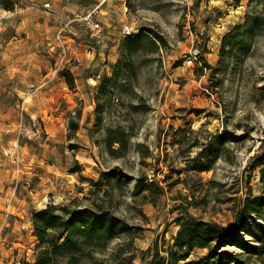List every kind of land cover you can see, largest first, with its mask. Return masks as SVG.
Returning <instances> with one entry per match:
<instances>
[{"label":"rangeland","instance_id":"374dc122","mask_svg":"<svg viewBox=\"0 0 264 264\" xmlns=\"http://www.w3.org/2000/svg\"><path fill=\"white\" fill-rule=\"evenodd\" d=\"M98 5L0 0V177L20 199L0 207V264H35L34 213L49 205L118 226L54 264L78 248L80 264H149L180 217L233 227L248 196L264 199V0H108L93 15L107 30L92 36L84 16ZM109 127L125 132L123 156L108 150Z\"/></svg>","mask_w":264,"mask_h":264},{"label":"trees","instance_id":"16d2710c","mask_svg":"<svg viewBox=\"0 0 264 264\" xmlns=\"http://www.w3.org/2000/svg\"><path fill=\"white\" fill-rule=\"evenodd\" d=\"M6 10H13L14 5L5 3ZM147 36H138L141 43ZM151 41L155 44L154 40ZM127 66L133 69V63ZM208 67H211L207 64ZM67 83L73 86L74 76L65 70ZM112 76H105L98 90L100 97H105L113 83ZM99 123L102 119L98 117ZM119 130L107 129L106 143L108 150L115 157L123 156L128 149V139L125 132L118 135ZM115 143H120L121 154H116ZM259 165L264 164V154L257 158ZM204 170L203 168H200ZM264 181V168H262ZM140 188L141 184L138 182ZM264 199L261 196H248L235 214L234 226L223 225L215 221L200 220L193 216H182L178 219L179 230L174 242L167 248H157L149 264H250L251 257L264 264ZM35 236L38 238V247L35 264H54L59 252L66 247H79L83 243L105 245L117 233V223L108 212L89 207L72 209L70 206L49 205L45 209L34 213ZM247 231L253 239L242 235ZM230 245H241L248 255L235 253L226 249ZM207 249L208 253L197 260L186 261V256L195 249ZM81 250L71 254L66 264H80ZM123 264V263H118Z\"/></svg>","mask_w":264,"mask_h":264},{"label":"built area","instance_id":"2783aa9c","mask_svg":"<svg viewBox=\"0 0 264 264\" xmlns=\"http://www.w3.org/2000/svg\"><path fill=\"white\" fill-rule=\"evenodd\" d=\"M106 1L108 0H99V5L96 6L95 9L90 10L87 15L84 16V20H86L87 24L91 29L92 36H100L104 34L107 30V26L102 20L95 19L93 17L94 13H96L99 10L100 6H102ZM58 40L60 43H62L65 48V44L63 42V35H61V33L58 35Z\"/></svg>","mask_w":264,"mask_h":264},{"label":"crops","instance_id":"0c3cea01","mask_svg":"<svg viewBox=\"0 0 264 264\" xmlns=\"http://www.w3.org/2000/svg\"><path fill=\"white\" fill-rule=\"evenodd\" d=\"M5 175L6 174H3L0 177V207L2 209L5 208L8 212H11V208L12 207L15 208V204L17 200L19 199V196L15 200H13V197L11 196L13 189L9 184V178ZM11 198L12 200H10ZM23 202L24 201H22V203ZM1 214L3 213H0V215Z\"/></svg>","mask_w":264,"mask_h":264}]
</instances>
